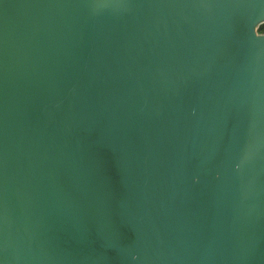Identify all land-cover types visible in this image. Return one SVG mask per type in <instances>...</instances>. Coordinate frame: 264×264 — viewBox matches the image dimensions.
<instances>
[{
	"label": "water",
	"instance_id": "obj_1",
	"mask_svg": "<svg viewBox=\"0 0 264 264\" xmlns=\"http://www.w3.org/2000/svg\"><path fill=\"white\" fill-rule=\"evenodd\" d=\"M264 0H0V264H264Z\"/></svg>",
	"mask_w": 264,
	"mask_h": 264
},
{
	"label": "trees",
	"instance_id": "obj_2",
	"mask_svg": "<svg viewBox=\"0 0 264 264\" xmlns=\"http://www.w3.org/2000/svg\"><path fill=\"white\" fill-rule=\"evenodd\" d=\"M258 31L259 32H264V24L259 26Z\"/></svg>",
	"mask_w": 264,
	"mask_h": 264
}]
</instances>
